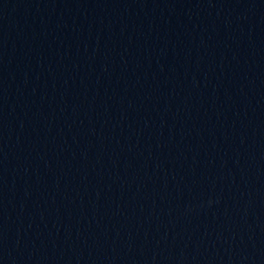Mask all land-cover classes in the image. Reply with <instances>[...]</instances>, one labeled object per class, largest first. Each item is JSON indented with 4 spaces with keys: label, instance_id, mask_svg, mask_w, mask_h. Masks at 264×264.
I'll return each mask as SVG.
<instances>
[{
    "label": "water",
    "instance_id": "obj_1",
    "mask_svg": "<svg viewBox=\"0 0 264 264\" xmlns=\"http://www.w3.org/2000/svg\"><path fill=\"white\" fill-rule=\"evenodd\" d=\"M0 264H264V0H0Z\"/></svg>",
    "mask_w": 264,
    "mask_h": 264
}]
</instances>
